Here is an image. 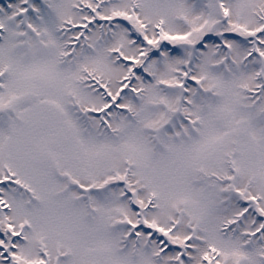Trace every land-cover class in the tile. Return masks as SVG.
<instances>
[{
  "label": "snow or ice",
  "instance_id": "snow-or-ice-1",
  "mask_svg": "<svg viewBox=\"0 0 264 264\" xmlns=\"http://www.w3.org/2000/svg\"><path fill=\"white\" fill-rule=\"evenodd\" d=\"M0 264H264V0H0Z\"/></svg>",
  "mask_w": 264,
  "mask_h": 264
}]
</instances>
